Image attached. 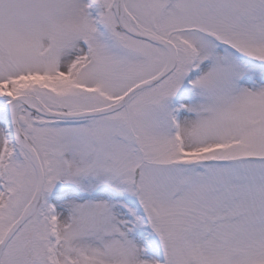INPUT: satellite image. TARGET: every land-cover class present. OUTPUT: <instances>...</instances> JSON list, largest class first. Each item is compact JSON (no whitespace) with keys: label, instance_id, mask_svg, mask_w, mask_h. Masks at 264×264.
Instances as JSON below:
<instances>
[{"label":"snow or ice","instance_id":"1","mask_svg":"<svg viewBox=\"0 0 264 264\" xmlns=\"http://www.w3.org/2000/svg\"><path fill=\"white\" fill-rule=\"evenodd\" d=\"M0 264H264V0H0Z\"/></svg>","mask_w":264,"mask_h":264}]
</instances>
